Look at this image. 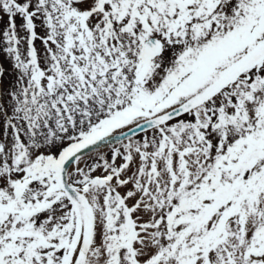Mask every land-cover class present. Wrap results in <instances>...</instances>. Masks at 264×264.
I'll use <instances>...</instances> for the list:
<instances>
[{
  "label": "snow or ice",
  "instance_id": "obj_1",
  "mask_svg": "<svg viewBox=\"0 0 264 264\" xmlns=\"http://www.w3.org/2000/svg\"><path fill=\"white\" fill-rule=\"evenodd\" d=\"M0 264H264V0H0Z\"/></svg>",
  "mask_w": 264,
  "mask_h": 264
}]
</instances>
